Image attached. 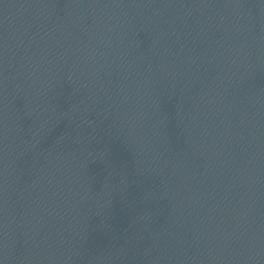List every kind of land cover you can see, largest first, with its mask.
<instances>
[{
  "label": "water",
  "instance_id": "95a60500",
  "mask_svg": "<svg viewBox=\"0 0 264 264\" xmlns=\"http://www.w3.org/2000/svg\"><path fill=\"white\" fill-rule=\"evenodd\" d=\"M18 264H264V0H30Z\"/></svg>",
  "mask_w": 264,
  "mask_h": 264
}]
</instances>
